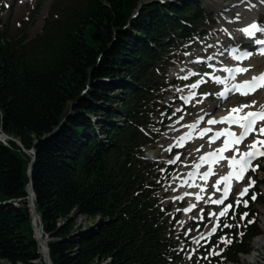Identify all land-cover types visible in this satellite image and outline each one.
I'll list each match as a JSON object with an SVG mask.
<instances>
[{
  "label": "trees",
  "instance_id": "16d2710c",
  "mask_svg": "<svg viewBox=\"0 0 264 264\" xmlns=\"http://www.w3.org/2000/svg\"><path fill=\"white\" fill-rule=\"evenodd\" d=\"M198 4L79 0L29 41L0 21V130L12 138L0 142V264H46L31 182L52 264H173L141 127L168 55L201 25ZM79 215L97 222L78 226ZM258 233L247 227L227 256Z\"/></svg>",
  "mask_w": 264,
  "mask_h": 264
},
{
  "label": "rangeland",
  "instance_id": "374dc122",
  "mask_svg": "<svg viewBox=\"0 0 264 264\" xmlns=\"http://www.w3.org/2000/svg\"><path fill=\"white\" fill-rule=\"evenodd\" d=\"M78 1L79 0H0V21L3 25L9 24V35L11 36V39L21 38V36L26 33L29 41L42 34L47 19L51 17V11L53 8L59 10L71 6ZM164 1L168 3L171 1L179 2L180 0ZM192 1L196 3V5H199L198 3L201 4V28L198 31L200 36H196V39L185 42L187 44L182 43L176 48L169 59L170 63L167 72L164 73L160 71V78L163 79L167 76V81L170 80L171 82H169L167 92L164 94L163 98L159 99V103H162L169 108L172 107V113L167 116L166 112L159 113V108L155 110L153 116V118L156 116L154 119L155 123H160L165 117L168 118L164 119V122H167L165 130L158 139L157 145L149 154L150 159L157 161L159 167L156 168L155 165L152 166V170L149 172V181L152 183H159L162 180L164 181L161 189L158 190L159 203L162 204V207L171 203V206L173 205L172 212H175L169 219V226L172 225V230L174 232L172 240L177 245L178 249V251H173V264H188L185 263L187 257H189L190 254L193 255L191 241L197 238L199 232L201 233V231H204V235H206V232H210L213 227H216L219 233L225 228V224L231 225V227L228 228H232L234 225L242 228L244 225H247L248 221L247 218L242 220L241 218L235 217L234 219L230 218V221L227 222L218 218V215L211 219L210 212L212 209L216 210V213L218 214L221 207H212V209L206 208L204 211L203 208L197 209L194 212H191V215L184 211V209L188 207L189 201L183 199L180 203V199H177V197H180L182 193L187 190V185L183 183L179 173L174 172L168 178L167 174H164V166L171 163L173 157L176 155V151L170 153L172 139H175L180 133V130L178 129L179 127H174L173 125L169 126L168 123L171 122L172 124L173 122L174 124H177L178 122H181L182 125H185L188 121H193L204 111L210 112V110L213 109L212 111L219 112L223 107L233 108L235 106L251 104L253 101L256 102L255 108H249L248 110L258 109L260 105H264V91L249 98L229 99L219 103L217 93H219L220 87L219 84L212 80H208V83L204 86L205 88L199 90V97L193 102L192 107L183 109V107L177 103L179 100L177 99V96H181L184 93L185 86H174V88H172L171 84L174 85V83H177L178 80L176 79L180 76V71L183 70V68L190 66L194 67L195 65V67H201V71L206 73L207 66L202 61L206 60L209 62L212 59H218L219 61L222 60L224 62V69L225 66L227 67L230 64L229 54L226 52L228 48H230V50L234 47L238 48L243 45V42L245 41L242 37L243 34L238 30L252 24L253 22L259 25H264V0ZM238 32L240 33L238 34ZM210 57L211 59H209ZM258 61L257 65L259 69H261L262 64L264 63V58ZM248 64H246L245 67L250 68V71H248V73H250L255 65ZM197 100L202 102L198 103ZM180 114L182 115L179 116ZM176 119L177 121L175 123ZM150 128L154 130L153 132H155V134H159V125ZM147 155L148 153H144L143 157H146ZM254 167L256 168V171L251 170L249 177L255 175L259 182L260 190V188H264V162L262 163L263 168L260 169L256 166ZM212 182L213 184L210 187L209 193L218 196L217 187H214V185H216V180H213ZM255 190L257 189L255 188ZM238 198V194L234 195L233 201L229 205L240 209L243 207L244 200H247L248 204L251 203L248 198L244 200L239 198L242 202L237 205L236 200ZM258 210L261 217L260 226L263 229L264 204L260 205ZM178 213L181 214L179 216L180 218L176 220V223H172L173 219L178 217V215L174 216V214ZM96 222L97 218L92 216L91 220H78V225L89 227V225ZM217 235L218 234H216L215 237ZM263 235L264 229L260 237ZM256 241L257 239L250 244L251 252L244 259L246 264H262V261H264V256L260 257L261 254H264V252H261V249L264 251V247L257 249L255 247ZM204 243L205 242H203L201 246ZM251 254L259 256L255 263L250 262L252 261L249 259Z\"/></svg>",
  "mask_w": 264,
  "mask_h": 264
},
{
  "label": "snow or ice",
  "instance_id": "6c2138e0",
  "mask_svg": "<svg viewBox=\"0 0 264 264\" xmlns=\"http://www.w3.org/2000/svg\"><path fill=\"white\" fill-rule=\"evenodd\" d=\"M245 37H247L249 40H252L254 44L256 45H264V25H259L255 22L252 24L239 29ZM257 33L260 34V37L257 36ZM238 49L232 50V55L235 60L243 61L248 58H250L253 53L251 52H243L242 54L237 55ZM259 54L264 55V47H261L259 49ZM211 59V57L209 58ZM223 71L229 73V76H226L224 79H221L220 77L216 76L214 77L215 82L217 84L225 85V90L223 92L217 93L218 97L221 99H227L229 93H235L239 92L241 95H250L254 94L258 89L264 88V72L260 73L257 76H253L251 80H245L243 82L237 83L236 76L239 74H244L250 71V68L247 67H235V68H224ZM189 75H197L196 73H190ZM182 79L187 80L188 76L183 77ZM200 81H197L196 83H193L189 85L191 89H196L200 86ZM196 98V93L193 92L191 96L185 97V100H190ZM198 103L202 102L197 100ZM256 102L253 101L251 104H245L240 105L236 108H232L228 110V114L220 119H209L207 120V123L210 125H216L218 123H228L229 125H235L238 129H240L239 134L237 135L233 131L229 129H225L223 131L216 132L215 135L211 138V142H215V140L219 139L221 136H226L229 139H225L223 142V147L216 149V151L208 153L204 156H201V161L204 163H208L211 159L213 162H217V159H225V157L220 156V153H223L224 151H227L229 149L233 150L234 154L229 159V167H232L234 169V172L228 173V175L223 176L220 178V180H217L216 185L214 187H217V191H219L218 185L223 182L225 184V188L223 190L224 192V198L223 199H215L212 200L211 197H209V200L211 203L216 205L224 204V200L228 196V182L233 178V175H235V178L239 181L243 179L244 174L251 168L252 171H256L255 167H252V160L255 159L257 156H264V151H260L257 148V145L260 147H264V139H260V137H264V105H260L259 108L255 111H244L245 109L249 108H255ZM257 124H259V128H257ZM190 127H196V125H191ZM212 129H204L201 133L202 135L206 134L207 132H211ZM255 134L256 139L251 143L247 145L248 150L241 152L239 149V145L243 143L250 135ZM184 137H181V140H183ZM174 162V161H172ZM200 165H196V168H199ZM238 169V170H237ZM212 170L209 168L208 171L203 173L202 178L207 181L208 177L212 175ZM194 175V174H193ZM255 181L249 179V184L247 187H245L241 193H239V197L245 196L249 188L254 186ZM201 192L204 191L203 188L200 189ZM185 196L189 195V193H185ZM177 199H183V197H177ZM195 199L197 201L203 200L204 197L200 194L195 195ZM252 200L256 199L255 195H252ZM241 199L236 200V204H241ZM243 206H248V201H243ZM196 205L192 204L189 208L184 209L185 212H190L193 208H195ZM232 205H228L226 208H224L223 211L219 213V216L223 217L228 212V209L231 208ZM210 215H215L214 213ZM247 213L245 212L241 219L243 220L245 217H247ZM254 221H248V223H253ZM225 227H231V225H224ZM216 227H213L211 232L209 233V236H211L213 233L216 232ZM243 235V233H241ZM221 243L224 244H230L232 241L227 240L224 237H221ZM214 255H220L219 252H215Z\"/></svg>",
  "mask_w": 264,
  "mask_h": 264
},
{
  "label": "bare ground",
  "instance_id": "6f19581e",
  "mask_svg": "<svg viewBox=\"0 0 264 264\" xmlns=\"http://www.w3.org/2000/svg\"><path fill=\"white\" fill-rule=\"evenodd\" d=\"M240 32H238V34H239ZM252 43V42H251ZM258 60H261V59H251L248 63V65H255V67H254V69H251L252 70V72H250V73H248L249 75L248 76H250V77H253V76H255V75H257V74H259V73H261V72H263L264 71V63L262 64V68L261 69H259V67H258ZM204 61V60H203ZM211 61H213V59L211 60ZM217 64H220V63H217ZM243 65V64H242ZM216 66V65H215ZM255 110H257V109H250V110H248V111H255ZM224 114V113H223ZM5 139V138H4ZM5 144H6V142L4 141V140H2ZM208 152V151H207ZM206 152V153H207ZM199 162V161H198ZM194 171V170H193ZM193 171H191V173L189 174V176L186 178V184L189 186V188L191 189V191H190V200L192 201L194 198H195V195L196 194H200L201 196H205V193H204V191L203 192H201L200 191V189L202 188V186H200V184L197 182V178H194L193 176H192V174H193ZM191 185V186H190ZM264 189V188H263ZM30 194H31V190H30ZM74 214V213H73ZM83 219H89L88 217H86V216H83V215H79L78 216V220H83ZM263 229H264V223H263ZM36 230H37V236H38V238L39 239H41L40 238V235H41V232H40V229H39V223H38V219L36 218ZM41 243H42V248H43V251H44V254H46V248H45V245H44V242H43V238L41 239ZM255 247L257 248V249H260V248H263L264 247V235L262 236V237H260V238H258L257 239V241H256V243H255ZM261 252H264V251H262V249H261ZM246 256H248V255H243V254H241L240 255V261L239 262H237V263H233V262H231V263H229V264H241V263H243V264H246V262H244V259H245V257ZM262 256H264V254H261V256L260 257H262ZM257 257H259L258 255H256V254H251L250 256H249V259H251L252 261H250V262H256L257 260H258V258ZM262 264H264V261H262Z\"/></svg>",
  "mask_w": 264,
  "mask_h": 264
},
{
  "label": "water",
  "instance_id": "95a60500",
  "mask_svg": "<svg viewBox=\"0 0 264 264\" xmlns=\"http://www.w3.org/2000/svg\"><path fill=\"white\" fill-rule=\"evenodd\" d=\"M35 155H36V151H34V156ZM34 162H35V158L32 160V162L30 164V168H29V177L31 179H32V176H33V165H34ZM30 190H31V194H30ZM28 192H29L28 207L30 208V211H31L32 215L34 216L35 220L37 218L40 221V228L39 229H40V232H41L40 238L42 239L43 238V233H44L43 225H42V222H41V218L38 215V213L36 211V208H35V205H34L35 193L33 191V183L32 182L28 186ZM34 226L36 227V224H34ZM36 236H37V230H36ZM41 239H39L38 236H37V241L42 246ZM49 241H50V239L48 237L43 238V242H44V245H45V248H46L47 252H46V254H44V251H42V253H43L44 261L46 262V264H52L51 259H50V249L48 247V242Z\"/></svg>",
  "mask_w": 264,
  "mask_h": 264
}]
</instances>
